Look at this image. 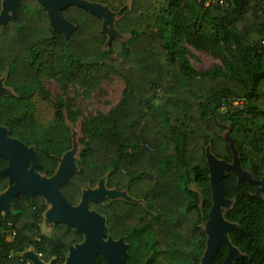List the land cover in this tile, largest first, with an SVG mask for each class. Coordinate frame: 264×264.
Returning <instances> with one entry per match:
<instances>
[{
    "label": "trees",
    "instance_id": "1",
    "mask_svg": "<svg viewBox=\"0 0 264 264\" xmlns=\"http://www.w3.org/2000/svg\"><path fill=\"white\" fill-rule=\"evenodd\" d=\"M90 1L113 11L125 7L116 22L125 40H114L105 50L102 20L79 8L71 19L80 26L81 36L53 38V48L61 52L54 50L52 57L37 49L36 43L46 39L0 37V77L6 74L7 85L15 91L27 84L22 79L30 85L40 79L41 71L31 62L40 63L42 71L58 81L60 77L79 81L84 90L100 86L105 72L124 82L117 109L82 124L81 184H75L93 186L108 175L111 186L113 161H143L149 167L145 179L161 173L162 189L179 187L181 195L187 190L185 176H194L200 189L194 194L200 224L202 214L208 219L212 205L205 150L210 145L217 158L231 162L232 152L223 139L227 128L243 168L264 182V102L259 91L264 83V0ZM190 48L211 53L222 64L200 73L190 62ZM234 97H244L246 105L229 104L221 113L222 100ZM0 123L17 129L15 118L1 108ZM130 147L133 154L128 153ZM165 164H170L166 171H156ZM222 186L225 197L234 200L225 217L239 225L230 239L244 254L235 264H264V201L254 196L259 185L239 183L236 173L229 171ZM65 187L68 196L66 191L74 184ZM5 188L6 180H0V192ZM168 195L165 204L175 206V197ZM45 208L39 196L32 200L22 196L13 204L14 221L0 218V264H30L20 256L29 249L45 262L63 259L76 235L42 236L39 223ZM200 230L196 228L197 256L205 249ZM227 253L228 247L222 245L213 264H222Z\"/></svg>",
    "mask_w": 264,
    "mask_h": 264
},
{
    "label": "flooded vegetation",
    "instance_id": "2",
    "mask_svg": "<svg viewBox=\"0 0 264 264\" xmlns=\"http://www.w3.org/2000/svg\"><path fill=\"white\" fill-rule=\"evenodd\" d=\"M49 5L50 0H0V16H3V24H0V37L19 36L46 39L36 43L37 49L41 48V51L52 54V39L65 38V34L53 29ZM75 8L78 7L70 6L60 11V16L75 26L69 38L81 36V28L74 22L77 13ZM78 21H81V13L78 16ZM30 65L41 71L40 79L36 81V84L30 85L26 79H22L21 83L27 84L20 85L17 91L10 87L13 95H0V108L4 115L15 118L17 129L13 131L9 124H0L8 128L10 138L19 140L26 147L34 148L38 162L35 171L47 178L55 174L60 164L59 159L72 149L73 132L77 133L78 149L75 161L78 171L73 173L70 183L62 186V192L67 202L75 207L81 203L82 191L88 187L95 189L99 182L93 186L88 184L85 188L75 184H81V103L76 93L69 95L68 91H74L73 87L75 86L81 88V84L77 80L65 79L64 82L67 85L65 88L63 83L60 85L54 82L57 89L52 94L51 92L55 88L52 84L53 80L43 79L45 73L42 71L41 64L31 62ZM5 85L9 87L7 75ZM58 89H60L59 93H57ZM64 89L66 90L64 91ZM38 101L46 103L49 108L37 109ZM44 113L52 118V122H56L55 125L50 126L47 136L39 137L36 135L40 129L36 117L44 115ZM44 137L47 139L46 141L43 140ZM141 146L142 144L138 145V150ZM133 150V147H130L128 153L133 154ZM143 164V161H113L111 186L108 184L109 176L104 175L106 176L105 187L109 190H116L117 193L125 192V196H119L116 193L112 199L106 197L101 202L91 201L89 203L91 211L97 212L106 219V240L110 237L116 243L121 242V245L116 248L118 253L115 255L117 259L115 264H122L120 258L123 250H125L124 264H200L203 253L200 256L195 253L196 228L200 229V226L208 219L205 220L202 214L201 223L197 222V199L194 194L198 192L195 189L197 184L194 176H185L184 184L187 190L181 195L179 187L174 190L162 189L165 183L164 175L161 173L155 172L151 177L145 179L144 176L149 167H144ZM31 165L30 163L29 167ZM169 166L170 164H165L156 171H166ZM7 167V160L0 158V169ZM76 174L79 175L77 182H74ZM0 180H6V188L3 190L5 191L8 188V179ZM73 184L74 188L66 191L67 196L64 188ZM168 194L175 197L177 202L175 206L165 204L164 198L166 195L169 196ZM22 196L25 195L20 194L13 204ZM35 196L38 195L28 199L32 200ZM202 201L201 197L200 202L202 203ZM189 203L190 205H188ZM13 204L11 205L12 211ZM44 204L46 208L39 223V227L42 228V236L53 237L62 233L67 238L76 235V238L67 245V253L63 259L54 257L59 264H63L69 253V247L81 244L84 236L76 228L66 223L51 224L49 230H46L44 215L49 206L45 201ZM0 218L3 217L0 216ZM186 245H190L189 248ZM95 264H109V262L104 256L98 255Z\"/></svg>",
    "mask_w": 264,
    "mask_h": 264
},
{
    "label": "water",
    "instance_id": "3",
    "mask_svg": "<svg viewBox=\"0 0 264 264\" xmlns=\"http://www.w3.org/2000/svg\"><path fill=\"white\" fill-rule=\"evenodd\" d=\"M70 6L84 9L102 20V32L107 41L104 49L107 50L114 40H125L127 36L121 34L116 27V22L123 11H113L108 5L90 0H50L49 13L52 18V27L59 33H64L65 38L74 31L75 26L60 16V11ZM129 6V3L126 5ZM3 16H0V24ZM6 75L0 77V95L11 96L13 91L5 85ZM76 132H73V147L59 159V167L55 174L49 178L39 175L35 171L38 166L33 147H26L19 140L10 138L8 128L0 124V158L8 162L6 169H0V179H8V188L0 193V216L9 223L13 222L12 204L14 200L23 194L31 199L34 195L40 196L49 206L44 215L45 229L49 230L51 224L66 223L76 228L84 236L81 244L70 246L69 253L63 264H95L98 255L104 256L109 264H115L118 253L116 248L121 242L116 243L110 237L106 240V219L95 211L89 209L91 201L101 202L103 198L112 199L116 190L105 187L106 176L102 177L95 189L88 187L82 191L81 203L71 206L62 192V186L71 182L73 173L78 171L75 155L78 144ZM224 141L232 152V161L228 162L217 158L211 152L209 145L205 150L206 162L209 170V185L211 188L212 205L208 212V220L200 226L201 232L206 236L205 250L200 264H212L214 256L222 245L228 247V253L222 264H235L244 258L239 248L233 245L230 234L239 228L237 223L230 222L225 217L234 204L233 199H227L224 195L222 180L227 177L229 171L236 173L238 182L247 180L259 185L254 196L264 201V182L253 177L252 173L242 166L239 151L236 148L231 129L227 128L223 133ZM32 164L29 167V164ZM125 196L124 193H117ZM81 216V217H80ZM123 256V258H122ZM125 250L121 252V262L124 261ZM21 257L30 264H59L57 259L45 262L34 249H29L21 254Z\"/></svg>",
    "mask_w": 264,
    "mask_h": 264
},
{
    "label": "rangeland",
    "instance_id": "4",
    "mask_svg": "<svg viewBox=\"0 0 264 264\" xmlns=\"http://www.w3.org/2000/svg\"><path fill=\"white\" fill-rule=\"evenodd\" d=\"M59 51L58 48L52 49V54H48V56L53 55L55 51ZM191 54H190V62L192 66L200 73H204L205 71L211 69L215 65H221V58L212 55L211 53L207 52H200L196 51L195 49L190 48ZM61 52V50L59 51ZM62 56V55H61ZM66 64H62L63 69H67ZM62 68L60 70L63 71ZM47 76V77H46ZM43 79L45 80H53L52 84L55 86V83H58L61 85L63 83L66 84L64 81L67 78L60 77V81H58L55 78H51L46 73L43 75ZM55 82V83H54ZM63 88V86H61ZM67 85H65V88ZM81 87V85H80ZM70 88V87H69ZM55 88L52 90L55 92ZM74 91L69 90L68 94L72 95L74 93L77 94L79 101L81 103V140H85V136H83V130H82V124L84 120H88L91 117H106L109 116L112 112H114L122 97L125 90V84L124 82L117 76L109 74L108 72L104 73L103 80L100 84V86L96 88H92L91 90H84L82 87L77 88L76 86L73 87ZM66 89H64L65 91ZM259 91L261 92L262 100L260 102H264V83L260 86ZM60 92V89H58L57 93ZM72 97V96H71ZM46 103H41L40 101L37 102V109L44 110L48 109ZM223 113V112H221ZM51 117L48 116V114L44 113V115H41L39 117H36V120L39 122L38 128H40L37 131V134L40 136H47L49 134V128L51 125H55V122L51 121ZM77 128V125H75ZM84 143H81V150L83 148ZM197 189V192L200 193V189ZM264 197V195H263Z\"/></svg>",
    "mask_w": 264,
    "mask_h": 264
},
{
    "label": "built area",
    "instance_id": "5",
    "mask_svg": "<svg viewBox=\"0 0 264 264\" xmlns=\"http://www.w3.org/2000/svg\"><path fill=\"white\" fill-rule=\"evenodd\" d=\"M246 103H247V100L244 97L225 98L222 100L221 110L222 112H225L227 109V105L229 104L235 108H243L246 105ZM12 236L13 234H11L8 238H11ZM11 256L12 255H9L10 258Z\"/></svg>",
    "mask_w": 264,
    "mask_h": 264
}]
</instances>
